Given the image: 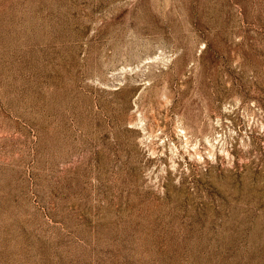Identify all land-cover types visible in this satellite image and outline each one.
Returning a JSON list of instances; mask_svg holds the SVG:
<instances>
[{"label": "rangeland", "instance_id": "374dc122", "mask_svg": "<svg viewBox=\"0 0 264 264\" xmlns=\"http://www.w3.org/2000/svg\"><path fill=\"white\" fill-rule=\"evenodd\" d=\"M0 264H264V0H0Z\"/></svg>", "mask_w": 264, "mask_h": 264}]
</instances>
